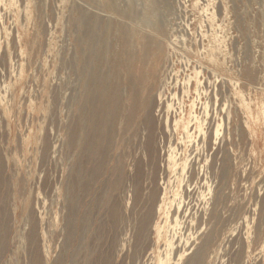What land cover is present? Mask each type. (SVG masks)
Here are the masks:
<instances>
[{
	"label": "rangeland",
	"instance_id": "obj_1",
	"mask_svg": "<svg viewBox=\"0 0 264 264\" xmlns=\"http://www.w3.org/2000/svg\"><path fill=\"white\" fill-rule=\"evenodd\" d=\"M82 6L94 12L85 23L79 20ZM161 16L191 23V33L185 27L179 32L213 48L220 65L219 77L207 90L182 92L187 118L202 124L194 126L191 138L185 132L176 135L183 147L180 162L191 149L201 159L198 165L189 158L185 174L191 161L196 171L214 165L217 174L224 156L229 161L223 189L227 206L220 211L223 218L232 215L219 226L221 237L206 264H264V0H0V221L5 228L0 264H31L36 249L52 264L66 249L71 239L67 185L76 158L71 127L83 100L79 72L87 48H108L112 60L124 48H155L144 44ZM87 25L93 26L92 43L85 35ZM205 100L210 101L206 109ZM191 104L197 121L190 115ZM210 126L219 128L211 148L204 140ZM167 177L166 191L172 196L181 189L174 173ZM211 181L206 189L210 203L219 178ZM103 216L101 209L93 211L84 241ZM164 217L158 213L156 221ZM32 230L38 233L35 243ZM82 241L76 239L74 246Z\"/></svg>",
	"mask_w": 264,
	"mask_h": 264
},
{
	"label": "bare ground",
	"instance_id": "obj_2",
	"mask_svg": "<svg viewBox=\"0 0 264 264\" xmlns=\"http://www.w3.org/2000/svg\"><path fill=\"white\" fill-rule=\"evenodd\" d=\"M82 8L79 20L85 23L94 12ZM123 15L129 16L127 12ZM89 25L85 35L92 43L94 30ZM190 25L161 16L144 44L155 48H124L113 60L108 58V48H87L79 72L83 100L77 104V120L71 127L76 154L67 185L66 223L71 239L52 264H126V260L127 264L207 263L210 249L222 234L219 226L232 215L223 218L220 211L221 205L227 206L228 195L223 189L229 182L230 167L224 156L220 174L214 165L196 171L192 161L200 165L201 160L196 149L181 162L177 159L183 147L176 135L185 132L184 137L191 138L194 126L202 124L193 104L190 115L197 122L192 124L187 118L182 92L189 95L193 90H207L219 77L213 48L189 41L186 33L179 32L185 27L191 33L195 27ZM200 35L205 38L203 31ZM81 49L77 48L78 52ZM76 90L79 93L80 86ZM209 102L205 100V109ZM208 129L204 140L211 148L217 143L219 128ZM189 158L192 161L185 174ZM168 173H174L181 189L173 190L172 196L166 191L171 180L166 178ZM215 178H219V186L210 203L206 189ZM96 209L104 216L86 242L84 236L92 230ZM158 213L164 214V221H156ZM204 225L207 232H202ZM4 234L0 221V238ZM37 234L31 231V243ZM76 239L84 242L74 246ZM31 264H46L38 249L32 250Z\"/></svg>",
	"mask_w": 264,
	"mask_h": 264
}]
</instances>
